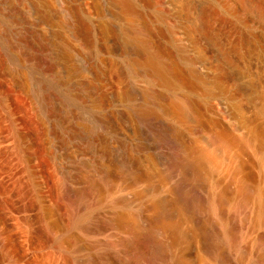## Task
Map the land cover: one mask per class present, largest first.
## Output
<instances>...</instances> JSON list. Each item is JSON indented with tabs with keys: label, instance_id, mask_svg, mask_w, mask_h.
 Masks as SVG:
<instances>
[{
	"label": "bare ground",
	"instance_id": "6f19581e",
	"mask_svg": "<svg viewBox=\"0 0 264 264\" xmlns=\"http://www.w3.org/2000/svg\"><path fill=\"white\" fill-rule=\"evenodd\" d=\"M0 264H264V11L0 0Z\"/></svg>",
	"mask_w": 264,
	"mask_h": 264
},
{
	"label": "rangeland",
	"instance_id": "374dc122",
	"mask_svg": "<svg viewBox=\"0 0 264 264\" xmlns=\"http://www.w3.org/2000/svg\"><path fill=\"white\" fill-rule=\"evenodd\" d=\"M249 14L259 17L261 10L264 11V0H238ZM258 14V15H257Z\"/></svg>",
	"mask_w": 264,
	"mask_h": 264
}]
</instances>
